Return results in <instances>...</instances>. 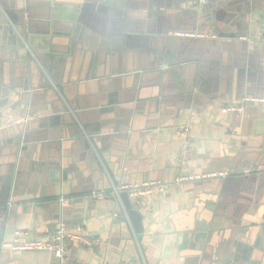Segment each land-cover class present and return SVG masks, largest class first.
Listing matches in <instances>:
<instances>
[{
	"label": "crops",
	"instance_id": "1",
	"mask_svg": "<svg viewBox=\"0 0 264 264\" xmlns=\"http://www.w3.org/2000/svg\"><path fill=\"white\" fill-rule=\"evenodd\" d=\"M47 1L0 0V119L25 120L0 131V264H60L1 246L59 225L92 241L72 264H264V103L220 113L264 99V0H53L84 27L68 39Z\"/></svg>",
	"mask_w": 264,
	"mask_h": 264
},
{
	"label": "built area",
	"instance_id": "2",
	"mask_svg": "<svg viewBox=\"0 0 264 264\" xmlns=\"http://www.w3.org/2000/svg\"><path fill=\"white\" fill-rule=\"evenodd\" d=\"M177 36L187 37V36H199L187 33H177ZM261 41L264 43V34L261 35ZM264 99H257L251 97H245L239 103L227 104L220 108V113L222 114H243L247 106L252 104H263ZM25 120L15 119L4 123L0 119V131L9 130L16 125H20ZM176 135L183 139V144L180 148L181 157H185L189 151V141L187 135L189 133V127L187 125H182L175 129ZM226 173H211L202 176V178H216L225 177ZM197 179H199L197 177ZM192 180V175L183 176L176 179L174 184L186 182ZM163 185L156 182H145L139 185L133 186H121L112 187V193L116 196L119 203L122 205V199L120 197L121 192H126L127 196L132 199H138L144 196H148L152 193L153 189L160 188ZM105 195L103 193H94L93 198L99 200L104 199ZM62 201V200H61ZM125 212V211H124ZM125 217L129 220L127 213H124ZM76 243L80 246H90L92 241L87 238L80 230L70 231L65 228L64 225H59L54 232L42 239H35L28 231H16L11 239V241L2 242L1 246L4 249H8L12 252H26V251H40V252H52L60 260V264H72L66 258V244Z\"/></svg>",
	"mask_w": 264,
	"mask_h": 264
},
{
	"label": "water",
	"instance_id": "3",
	"mask_svg": "<svg viewBox=\"0 0 264 264\" xmlns=\"http://www.w3.org/2000/svg\"><path fill=\"white\" fill-rule=\"evenodd\" d=\"M97 1V0H96ZM40 9L43 10V21L45 22V26L44 29H47V27L49 26V29L51 28L48 24L49 20L52 18L53 20L59 18V20L65 21V23H63V26L65 28L64 31V35L66 36V39L69 38V32L73 33L74 36L77 37H81V33L83 32V25L81 24L80 20H77L78 17L75 15H70V14H66V15H62L61 11H63V9L65 7H62L61 5L56 4L55 1L53 0H48L45 4H41ZM56 12H60L59 14H57ZM1 25H6L5 22H1ZM55 23L52 22V26L54 27ZM5 32L3 27L0 26V38L2 33ZM48 32V31H47ZM7 33H11L10 31H8ZM47 34V33H46ZM28 40H41L43 38L38 37L37 35H30L27 37ZM46 41H48L47 39H45ZM51 45H53V42H51ZM33 49H35L34 45L32 46ZM52 173H54V171H52ZM54 179V178H53ZM38 200V199H37ZM126 203V204H125ZM123 210L127 213V216L129 218V220L131 221L136 233H140L141 232V218L138 215L137 212L132 211L130 208V205L127 203L126 199L124 198L123 201ZM121 214V212H120Z\"/></svg>",
	"mask_w": 264,
	"mask_h": 264
}]
</instances>
